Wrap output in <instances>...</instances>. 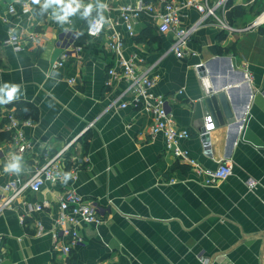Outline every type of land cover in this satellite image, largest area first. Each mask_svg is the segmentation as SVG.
<instances>
[{
	"label": "crops",
	"instance_id": "0c3cea01",
	"mask_svg": "<svg viewBox=\"0 0 264 264\" xmlns=\"http://www.w3.org/2000/svg\"><path fill=\"white\" fill-rule=\"evenodd\" d=\"M124 1L83 0L86 9L68 15L60 0H0V200L10 194L1 189L5 182L27 180L74 137L68 153L83 159L75 180L47 182L37 192L27 188L0 212L2 264L63 259L52 248L63 184L98 202L104 217L99 225L78 223L82 242L72 246L69 264H264V25L234 33L199 26L184 55L176 57L172 35L160 33L149 13L142 12L128 34L119 17ZM246 2L233 4L244 9L239 17H230L229 6L231 24L252 20H246ZM180 12L184 26L200 15L191 8ZM92 15L119 22L123 56L135 54L151 68L153 90L167 97L179 128L199 131L210 116V153L195 132L180 145L206 168L230 161L232 173L225 180L204 183L202 175L164 150L161 133L150 135V112L118 106L128 99V93L118 99L126 82L108 74L115 57L105 47V32H85ZM146 29L150 35L142 38ZM65 30L75 32L82 47L78 57L71 54L56 66ZM13 32L19 35L18 50L5 43ZM28 32L37 34V41L28 39ZM223 84L236 122L215 125L211 114L196 117L194 104L203 90ZM18 103L34 106L37 117H16L28 121L20 128L32 149L10 161L14 146L4 131L11 135L14 128L5 114H14ZM247 178L257 180L251 189ZM43 201L49 206L29 211L30 204ZM36 221L44 228L39 235ZM67 239L62 236L61 242Z\"/></svg>",
	"mask_w": 264,
	"mask_h": 264
},
{
	"label": "built area",
	"instance_id": "2783aa9c",
	"mask_svg": "<svg viewBox=\"0 0 264 264\" xmlns=\"http://www.w3.org/2000/svg\"><path fill=\"white\" fill-rule=\"evenodd\" d=\"M231 0H125L120 5V20L129 35H133V25L141 17L142 12L149 13L152 19L157 21V29L160 33L171 34V50L176 57H182L185 52L187 42L192 33L203 25L215 26L221 32L234 33L257 29L264 25V7L260 9L252 20L241 26L233 25L227 18ZM61 6L68 15H73L76 11L86 9L83 0H60ZM195 9L200 14L199 18L188 26L181 23V9ZM10 12H13V5L9 6ZM118 21L112 20L109 16L92 15L86 21L85 32L89 36H97L105 32V47L111 52L115 61L109 66L108 74L111 78L124 80L125 89L121 92L118 99L122 100L123 95L127 93V100L119 102V107L131 105L142 108L150 112L152 123L149 128L151 136L161 133L164 138V150L171 154L176 160L191 166L198 174L203 176V182L213 184L225 180L232 173V164L230 161H221L217 167L210 169L202 166L188 150L182 148L180 142L189 138L192 132L202 134L201 130H191L189 128H179L176 125L173 113L167 106V97L161 93H156L153 88L155 79L150 76V67L145 68L142 60L135 54L124 57V38L116 29ZM112 29V31H111ZM115 29V30H113ZM61 43L64 45L60 53L56 66L63 65V62L71 54L78 57L81 45L77 44V34L71 30H65L61 34ZM27 38L37 41L38 35L34 32H28ZM19 35L10 33L5 40L6 44L13 45L16 50L21 46L18 43ZM202 63H197L199 67ZM69 83H75L74 78L68 79ZM117 99H115L116 101ZM9 128H14L11 134V143L14 146L13 155L8 156L10 161L20 158L31 148V141L28 140L20 128V124L28 121H19L13 112L5 114ZM208 122L206 131L213 127L210 116H207ZM76 137L68 140L53 155L49 156L43 164L38 166L27 180L11 179L5 182L1 189L10 194L4 200H0V212L18 197L24 190L37 192L44 184L53 182L65 183L68 180H75L79 171V163L82 158L73 153H68ZM67 161H72L71 166ZM245 183L249 189L253 188L257 180L247 178ZM63 190L57 196L58 213L55 218V229L52 231V248L60 252L64 257L62 260L53 264H69L68 257L73 245L82 242V237L77 230L80 222L86 224H101L104 222L103 215L100 214L102 208L98 202H94L84 195L80 194L75 188L63 184ZM49 206V201L35 202L29 205V211H42L44 206ZM29 215L22 214L19 219L24 222ZM36 233L39 235L44 231L40 221H36ZM61 236V237H60ZM62 236L68 239L61 242ZM3 263L2 247L0 243V264Z\"/></svg>",
	"mask_w": 264,
	"mask_h": 264
},
{
	"label": "water",
	"instance_id": "95a60500",
	"mask_svg": "<svg viewBox=\"0 0 264 264\" xmlns=\"http://www.w3.org/2000/svg\"><path fill=\"white\" fill-rule=\"evenodd\" d=\"M226 85L220 87L209 88L203 90L202 97L195 104V116L202 118L203 115L211 114L215 125L226 123H235L236 118L228 100V90H225ZM202 145L207 153H210V135L205 127H201Z\"/></svg>",
	"mask_w": 264,
	"mask_h": 264
},
{
	"label": "trees",
	"instance_id": "16d2710c",
	"mask_svg": "<svg viewBox=\"0 0 264 264\" xmlns=\"http://www.w3.org/2000/svg\"><path fill=\"white\" fill-rule=\"evenodd\" d=\"M263 7H264V5H261V8L260 9H262ZM243 13H244V9L241 6H238V5L237 6H233V8L230 9V17L231 18L242 16ZM149 35H150V32L147 31V29H146L142 33V38L148 37ZM14 114H15L16 117H18V119L19 118L20 119H23V118H32V119H35L37 117V110L31 104H28V103H18L17 106H16V108H15V113ZM4 132H5V137H7V138L9 137L8 139H11L10 133L7 130L4 131ZM0 135H2V134L0 133Z\"/></svg>",
	"mask_w": 264,
	"mask_h": 264
},
{
	"label": "rangeland",
	"instance_id": "374dc122",
	"mask_svg": "<svg viewBox=\"0 0 264 264\" xmlns=\"http://www.w3.org/2000/svg\"><path fill=\"white\" fill-rule=\"evenodd\" d=\"M242 1H247L246 5H245V8H246V13L248 14L247 15V18L246 20L250 17H253L254 14L261 8V5H264V0H242ZM233 4L235 5L236 4V0H231L230 1V6L232 7Z\"/></svg>",
	"mask_w": 264,
	"mask_h": 264
},
{
	"label": "clouds",
	"instance_id": "9594fccd",
	"mask_svg": "<svg viewBox=\"0 0 264 264\" xmlns=\"http://www.w3.org/2000/svg\"><path fill=\"white\" fill-rule=\"evenodd\" d=\"M34 2L38 3L39 0H34ZM13 91H14V90H10V91L8 92V96H9V98H11V96H12V94H13ZM12 167H16V165H13Z\"/></svg>",
	"mask_w": 264,
	"mask_h": 264
}]
</instances>
